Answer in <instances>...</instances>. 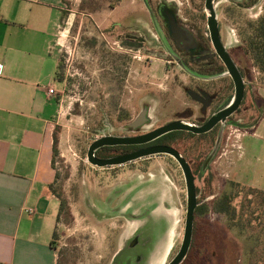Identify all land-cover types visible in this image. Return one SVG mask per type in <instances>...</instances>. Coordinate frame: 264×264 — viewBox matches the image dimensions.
I'll list each match as a JSON object with an SVG mask.
<instances>
[{
	"label": "rangeland",
	"instance_id": "obj_1",
	"mask_svg": "<svg viewBox=\"0 0 264 264\" xmlns=\"http://www.w3.org/2000/svg\"><path fill=\"white\" fill-rule=\"evenodd\" d=\"M59 1L47 42L48 54L58 62L53 78L57 154L51 188L63 207L52 242L57 264H136L138 259L141 264H167L184 235L187 192L182 170L164 155L122 167L94 168L87 152L103 136L145 133L192 110L194 115L199 112L187 92L194 91V82L209 77H196L180 64L156 9L168 7L207 40L205 0ZM253 1L257 3L249 9H236L229 0H214L221 41L244 71L247 86L238 112L215 132L212 141L220 138L218 147L212 142L204 145L203 154L215 152L212 173L205 185L196 180V186L206 190L211 182L212 195L198 199L210 205L229 182L245 183L255 167L248 146L263 102L257 93L258 73L241 49L240 35L245 23L262 12L264 0ZM229 95L233 90L225 98ZM144 108L148 122L131 129ZM193 119L180 120L194 124ZM191 144L188 136L183 138L181 151ZM204 215L194 222L192 264H264V217L254 218L252 227L240 234L237 226L228 229L224 215ZM143 229L149 235L144 243L140 234L141 245L133 254L126 247Z\"/></svg>",
	"mask_w": 264,
	"mask_h": 264
},
{
	"label": "crops",
	"instance_id": "obj_2",
	"mask_svg": "<svg viewBox=\"0 0 264 264\" xmlns=\"http://www.w3.org/2000/svg\"><path fill=\"white\" fill-rule=\"evenodd\" d=\"M59 3L0 0V264H57L60 204L50 187L57 104L48 89L58 62L47 42ZM252 129L255 167L245 184L264 190V105Z\"/></svg>",
	"mask_w": 264,
	"mask_h": 264
},
{
	"label": "flooded vegetation",
	"instance_id": "obj_3",
	"mask_svg": "<svg viewBox=\"0 0 264 264\" xmlns=\"http://www.w3.org/2000/svg\"><path fill=\"white\" fill-rule=\"evenodd\" d=\"M229 3H231L236 9L237 8L238 9H249L255 6L257 1L246 0L245 2H243L242 0H229ZM162 6L163 5H158L157 7L156 11L158 14H159V10L162 8V11L164 10V16H174L175 17L171 9H169L168 7H165V6L162 7ZM159 16L162 17L160 14ZM175 19H176L177 25L180 27L182 31V36L180 37V40H177L171 36L170 31L167 27L166 19L165 17H162V20L164 21L165 28L167 31V35L172 40L174 47L175 49H177V52L179 54L178 60H180V64L183 65L186 69L188 68L189 72L191 74L196 75V77L198 76V77L204 78L205 76H207L209 78L201 79L202 81L199 80L198 82H194L193 87H192L194 91L189 90L187 92L190 99L199 105V112L196 115H194L195 112H193L192 110L190 112V115L181 116L174 121H181L180 119L182 118H194L193 119L194 125L201 126L205 122H207V120L213 114L217 113L219 110L223 109L225 106L229 104L233 96L229 95L230 97H226V98L225 96H227V93H229L230 90H233V94H234V83H233L231 76L228 74V71H227V68L224 62L222 61L221 57L219 56V54L217 53L213 45L211 34L208 29V25H207V29H208L209 35H208V39L205 40L200 35V32L196 30L194 27H192L189 24L182 23L176 17ZM206 19H207V15H206ZM218 29H220L219 24H218ZM219 36H220V30H219ZM223 46L229 53L233 62L237 65L243 77V80H244V77H245L244 71L239 67L238 63L235 61L234 57L232 56L233 54L231 53V51H228V49L226 48L224 44ZM237 50H239V47L237 48ZM196 77L192 76V78H195L198 80V78ZM216 81H219V82H216ZM246 86L247 85L245 82V90H246ZM221 97H224L225 99L223 103L218 106L219 108H217V103L221 100ZM244 98H245V95H244ZM263 105L264 103L261 106L262 108L260 110V114L258 118L256 119L255 123L257 122V120L259 119L262 113ZM238 110L236 112H238ZM235 113H233L232 115H234ZM141 115H143L144 117V121L142 122V124H140L136 128L131 127L130 125L134 121H136ZM231 116H229L224 123L228 122ZM148 118H149L148 110L147 108H144L141 111V113L138 115V117L129 125V127L134 130L140 129L142 126H144L148 122ZM224 123H218L212 130L204 134H194L192 132H187V131H173V132H169L163 136H160L142 145H119V146L101 147L98 150H96L95 156L99 159H104V158H109V157H114V156L130 153V152H134L136 150H140V149L151 147V146H158V145L169 146L177 150L189 164L191 172L194 176L195 186H196V180H201L203 185H205L207 178H209V175L212 173L211 164H212L215 152H211L210 154L209 153L203 154L204 145H207V143L209 142H212V144H214V147L217 145L218 139L216 138L214 141L212 140L219 126ZM255 123L251 127H253ZM149 132L139 133V134L131 135L128 137L141 136ZM174 132H184L185 134H179V135L172 134ZM187 136L191 139L192 141L191 146L193 145V147L189 148L188 151L187 149H184L183 151H181V148L179 146L180 141H182L183 138ZM119 137H126V136H119ZM219 144H220V140H219ZM212 153L213 155H211ZM200 154H203V155H200ZM161 155H164V154H161ZM161 155L150 156V157L142 158V159H139L133 162L126 163L121 166H112V167H122V166H126L129 164H133L140 160H147L152 157L161 156ZM164 156L170 157L171 160L174 163H176V166H178V168L181 169L179 163L172 156H169V155H164ZM92 166L94 168H101V169L112 168V167H98L95 165H92ZM205 194H206V197L204 196ZM196 195H197V207L201 203H203V202L198 201V199L201 198L205 200L206 198H208L206 190L205 189L201 190L197 186H196ZM195 218L196 216L194 213V222H195ZM232 229H229V230H232ZM193 245H194V228H193V237H192L191 247H190L187 257L182 262V264H192L194 260L196 259L195 257L196 253H195V248H194L195 246Z\"/></svg>",
	"mask_w": 264,
	"mask_h": 264
},
{
	"label": "water",
	"instance_id": "obj_4",
	"mask_svg": "<svg viewBox=\"0 0 264 264\" xmlns=\"http://www.w3.org/2000/svg\"><path fill=\"white\" fill-rule=\"evenodd\" d=\"M205 10L207 13V25L211 34L213 45L217 53L221 57L222 61L224 62L228 74L231 76L234 83V95L231 101L229 102V104L225 106L223 109L219 110L217 113L213 114L207 120V122H205L201 126L190 124L184 121H174L141 136H135V137L104 136L99 139H96L90 145L87 152V159L89 163L98 167L121 166L126 163L133 162L142 158L161 155V154L172 156L179 163L185 178V185L187 192V210H186L184 235L181 246L178 252L176 253V255L168 264H182V262L185 260V258L188 255L192 243L193 228H194V213L197 207V195H196L194 176L191 172L189 164L177 150H175L172 147L163 146V145L151 146L140 150H136L134 152H130L114 157L104 158V159L97 158L95 156V152L99 148L105 146L142 145L173 131H187V132H192L194 134H204L212 130L218 123H224L229 116H231L239 109L245 95V82L237 65L233 62L232 58L230 57L229 53L227 52V50L225 49V47L221 42L219 36L218 22L215 15L214 0H205ZM159 14L162 17H165L167 27L170 31L171 36L177 40H180V37L182 36V31L180 27L177 25L175 17L164 16V10L162 11V8L159 10ZM143 121H144V117L143 115H141L130 126L136 128L137 126L142 124ZM219 140L220 138L218 139V143L215 147H218ZM211 155H213V153ZM137 234L138 235H136L134 239H131L132 241H130L129 246L126 247L128 248V250L133 252V254H135V252L132 250H135L136 247L138 248L141 245V240H142L141 235L143 236V240L146 237V235L147 236L149 235L148 230L146 229H143V231H140V233ZM145 241L146 239L144 240V243ZM124 251H126V249H124ZM142 256L143 255H141L139 258H142ZM141 263L142 262H140L139 259L136 261V264H141ZM126 264H130V263L127 262Z\"/></svg>",
	"mask_w": 264,
	"mask_h": 264
},
{
	"label": "trees",
	"instance_id": "obj_5",
	"mask_svg": "<svg viewBox=\"0 0 264 264\" xmlns=\"http://www.w3.org/2000/svg\"><path fill=\"white\" fill-rule=\"evenodd\" d=\"M245 29L241 32L242 45L244 55L252 63L259 76V85L264 87V2L262 12L259 17L245 23ZM172 134H185L184 132H174ZM57 154V139L53 143V159ZM207 194L213 193L211 182H207ZM52 188V185L50 186ZM212 195V194H211ZM206 197V194L204 195ZM256 200L260 202L254 205ZM199 201V200H198ZM255 206L254 209L248 211L247 208ZM60 204V211L62 210ZM210 212L218 215H224L225 223L229 229L237 226L240 234L244 230L252 227V220H260L264 217V190L253 186L246 185L244 182L231 181L224 188L222 193L215 197L211 205L201 203L195 211V216L209 215ZM257 214V215H256ZM55 236V233H54ZM252 240V237L250 238ZM195 241L194 245L195 246Z\"/></svg>",
	"mask_w": 264,
	"mask_h": 264
},
{
	"label": "built area",
	"instance_id": "obj_6",
	"mask_svg": "<svg viewBox=\"0 0 264 264\" xmlns=\"http://www.w3.org/2000/svg\"><path fill=\"white\" fill-rule=\"evenodd\" d=\"M48 93L51 96H54L55 95L56 91H55V89H54V87L52 85L49 87Z\"/></svg>",
	"mask_w": 264,
	"mask_h": 264
}]
</instances>
